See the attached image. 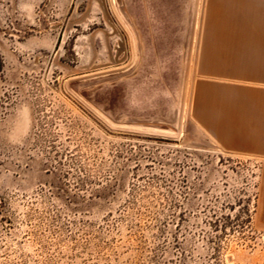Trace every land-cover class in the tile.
Returning <instances> with one entry per match:
<instances>
[{"label": "rangeland", "instance_id": "rangeland-1", "mask_svg": "<svg viewBox=\"0 0 264 264\" xmlns=\"http://www.w3.org/2000/svg\"><path fill=\"white\" fill-rule=\"evenodd\" d=\"M0 63V264H264V0H0Z\"/></svg>", "mask_w": 264, "mask_h": 264}, {"label": "crops", "instance_id": "crops-1", "mask_svg": "<svg viewBox=\"0 0 264 264\" xmlns=\"http://www.w3.org/2000/svg\"><path fill=\"white\" fill-rule=\"evenodd\" d=\"M253 68V70H248L246 72V79H248L250 82V84L252 85V87L249 89H247V97H250L252 100H254V102H252V104L248 105L246 107V109H254V110H258L264 109V72L263 71H259L256 68H260L259 66H247V68ZM256 67V68H255ZM263 67V66H262ZM234 75H238V74H242L239 72H233ZM259 99L262 101L261 103H259ZM252 114H261V113H257V112H253ZM239 146H244V145H240L238 143ZM246 146V145H245ZM248 147V146H246ZM252 148V147H251ZM254 149L256 147H253ZM262 153L264 154V149L262 151Z\"/></svg>", "mask_w": 264, "mask_h": 264}, {"label": "bare ground", "instance_id": "bare-ground-1", "mask_svg": "<svg viewBox=\"0 0 264 264\" xmlns=\"http://www.w3.org/2000/svg\"><path fill=\"white\" fill-rule=\"evenodd\" d=\"M199 13V12H198ZM197 21V20H196ZM197 33V32H196ZM193 49H195V48H193ZM194 57V56H193Z\"/></svg>", "mask_w": 264, "mask_h": 264}, {"label": "trees", "instance_id": "trees-1", "mask_svg": "<svg viewBox=\"0 0 264 264\" xmlns=\"http://www.w3.org/2000/svg\"><path fill=\"white\" fill-rule=\"evenodd\" d=\"M0 69H1V63H0Z\"/></svg>", "mask_w": 264, "mask_h": 264}]
</instances>
